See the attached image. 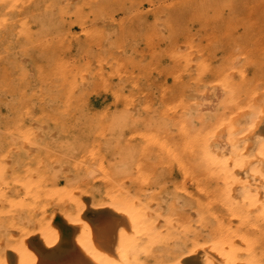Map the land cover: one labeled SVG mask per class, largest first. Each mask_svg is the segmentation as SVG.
<instances>
[{"label": "bare ground", "instance_id": "obj_1", "mask_svg": "<svg viewBox=\"0 0 264 264\" xmlns=\"http://www.w3.org/2000/svg\"><path fill=\"white\" fill-rule=\"evenodd\" d=\"M180 1L170 8L171 178L165 186L144 188L20 176L15 40L31 19L63 18L110 2L0 0V264H264V84L240 70L218 73L216 83L194 89L192 102L190 89L205 65L198 59L193 69L192 52L201 47L186 23L206 5L230 6L243 27L232 42L241 49L237 55H247L246 37L264 33V0ZM26 37L36 42L33 34ZM57 59L49 61L50 76L79 72L78 64ZM165 195L166 212L159 207Z\"/></svg>", "mask_w": 264, "mask_h": 264}, {"label": "rangeland", "instance_id": "obj_2", "mask_svg": "<svg viewBox=\"0 0 264 264\" xmlns=\"http://www.w3.org/2000/svg\"><path fill=\"white\" fill-rule=\"evenodd\" d=\"M106 1L107 7L85 5L63 18L31 19L13 44L19 127L14 153L21 177L144 188L165 186L171 178L175 61L170 8L182 2ZM232 11L211 4L186 20L201 47L192 52L193 69L198 59L205 65L202 79L190 89L192 102L194 89L216 83L218 73L246 72L249 80L264 84V33L246 37L248 54L237 55L241 49L234 47L233 36L243 27ZM27 34L36 42L27 41ZM184 40L180 34L178 44ZM55 56L61 64H78L79 72L63 76L54 70L50 76ZM161 200L165 210L170 200L166 195Z\"/></svg>", "mask_w": 264, "mask_h": 264}]
</instances>
